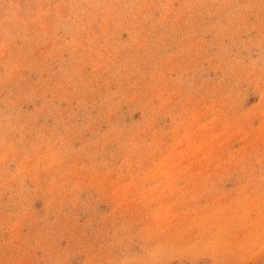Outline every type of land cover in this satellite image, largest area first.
<instances>
[{
	"label": "rangeland",
	"instance_id": "374dc122",
	"mask_svg": "<svg viewBox=\"0 0 264 264\" xmlns=\"http://www.w3.org/2000/svg\"><path fill=\"white\" fill-rule=\"evenodd\" d=\"M0 264H264V0H0Z\"/></svg>",
	"mask_w": 264,
	"mask_h": 264
}]
</instances>
